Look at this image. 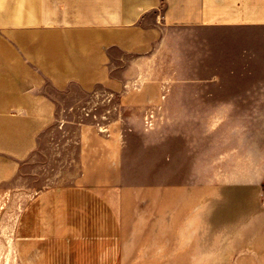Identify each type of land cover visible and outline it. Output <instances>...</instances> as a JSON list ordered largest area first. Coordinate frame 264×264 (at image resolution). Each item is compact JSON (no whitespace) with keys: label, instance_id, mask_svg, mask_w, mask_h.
<instances>
[{"label":"crops","instance_id":"obj_1","mask_svg":"<svg viewBox=\"0 0 264 264\" xmlns=\"http://www.w3.org/2000/svg\"><path fill=\"white\" fill-rule=\"evenodd\" d=\"M74 89L134 114L77 122L80 174L25 204L22 264H264V0H0V188ZM137 123L170 182H126Z\"/></svg>","mask_w":264,"mask_h":264},{"label":"rangeland","instance_id":"obj_2","mask_svg":"<svg viewBox=\"0 0 264 264\" xmlns=\"http://www.w3.org/2000/svg\"><path fill=\"white\" fill-rule=\"evenodd\" d=\"M121 69L120 65L114 73L119 74ZM74 90L68 94L52 91L58 100V117L66 119V122L51 125L41 135L35 152L22 164L18 176L0 188V264H22L26 259L24 254L15 252L14 243L16 223L28 200L44 189L76 182L80 174L77 122H100L103 127L108 119L122 114L129 119V115L134 114L133 110L118 107L115 99L112 101L114 104L102 102L103 96L100 95L92 102L90 93ZM133 125L129 140L130 153L124 160L126 182L130 184L170 182L169 167L164 172H153L154 162L162 161L169 150H159L157 155L153 141L139 140L138 136L133 135L143 131L138 123ZM140 160L144 161L141 166ZM147 169L152 172H145ZM181 175L183 174L176 173L180 179Z\"/></svg>","mask_w":264,"mask_h":264}]
</instances>
